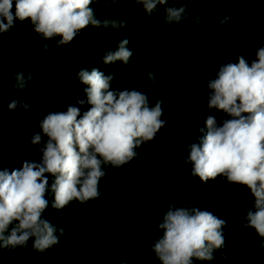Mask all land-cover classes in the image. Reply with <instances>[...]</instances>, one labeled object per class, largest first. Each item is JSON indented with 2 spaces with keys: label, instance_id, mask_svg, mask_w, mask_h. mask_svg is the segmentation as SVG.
<instances>
[{
  "label": "clouds",
  "instance_id": "obj_1",
  "mask_svg": "<svg viewBox=\"0 0 264 264\" xmlns=\"http://www.w3.org/2000/svg\"><path fill=\"white\" fill-rule=\"evenodd\" d=\"M99 0H0V34L10 32L16 23H29V34H35L45 52L70 44L84 30L111 29L106 39L115 42L105 48L103 65L134 63L127 38L117 41L125 19L98 17ZM119 0H103L114 7ZM152 17L160 13L172 33L175 25L187 21L189 39L197 33L195 26L211 27V20L198 15L197 6L189 7L186 0L169 4V0H132ZM224 15L217 19L221 27L231 21ZM188 41H184L186 44ZM178 53L195 55L198 49L181 46ZM214 51V50H213ZM247 52L248 49L246 48ZM169 73L163 69L137 75L138 83L151 85L163 82ZM8 111L26 113L31 104L14 97L23 94L33 79L32 72L19 71L11 78ZM114 72L105 73L93 66L81 68L73 80L83 85L84 98L73 93L76 106L46 114L27 141L40 154L39 162L24 161L19 169L0 168V249L7 252L31 248L34 259L61 243L68 234L45 218L51 207L61 210L73 201L84 204L102 194L101 180L106 168H121L134 159L142 158L147 145L160 134L168 109L163 98L151 103L148 95L138 88H115ZM196 82L182 81L181 95L195 97ZM208 93L203 102L191 103L190 110H216L225 119L215 116L203 119L196 142L184 146V163L192 179L204 184L216 181L220 186L233 184L243 187L253 197L251 207L241 216L240 224L252 229L260 238L253 248L264 249V44L254 49V58L243 55L236 63L221 65L207 83ZM88 106L87 111H81ZM2 130V126H0ZM228 221L208 210H201L187 200L168 203L162 220L156 225L155 238L150 245L157 264H213L219 253L227 260L225 228ZM116 264H129L121 252H116ZM249 253L245 259L251 260Z\"/></svg>",
  "mask_w": 264,
  "mask_h": 264
},
{
  "label": "trees",
  "instance_id": "obj_2",
  "mask_svg": "<svg viewBox=\"0 0 264 264\" xmlns=\"http://www.w3.org/2000/svg\"><path fill=\"white\" fill-rule=\"evenodd\" d=\"M182 0H169L179 4ZM189 7L197 6V13L211 20V27L195 26L197 33L189 39V22L175 25L179 31L172 33L164 24L160 13L148 17L141 6L133 7L132 0H119L108 7L99 0L95 7L101 9L98 17L125 19L117 41L130 40L132 60L127 66L121 62L103 65L102 53L115 42L106 39L111 29L84 30L70 44L45 53L38 37L29 34V23L17 22L13 29L0 34V168L19 169L23 162H39L40 154L27 141L34 131H39V121L48 113L64 111L76 106L73 93L84 98L83 85L73 80L81 68L97 67L114 72L115 88H138L146 93L151 103L163 98L168 113L162 117L166 125L160 134L147 145L142 158L134 159L121 168H106L101 180L102 194L84 204L73 201L69 206L55 210L49 207L45 218L63 227L68 234L58 246L34 259L37 253L31 248H17L7 252L0 249V264H116V252H121L129 264H157L150 245L155 238L156 225L162 220L168 203L185 200L193 206L208 210L228 221L225 228L227 260L219 253L213 264H264V249L253 248L260 238L252 229L240 224L241 216L251 207L253 197L243 187L216 181L202 184L192 179L188 165L182 159L184 146L196 142L203 119L215 116L225 119L216 110H190L188 105L206 100L208 81L221 65L236 63L243 55L254 58V49L264 44V0H186ZM229 15L228 24L221 27L217 19ZM188 41L186 44L184 41ZM181 46L198 49L195 55L181 53ZM248 49L246 52L245 49ZM214 50V51H213ZM163 69L169 77L151 85L138 83L137 75ZM19 71L32 72L33 79L27 90L14 97L30 102L26 113L8 111L11 78ZM192 79L195 97L181 95L182 81ZM85 106L81 111H87ZM251 253V260L245 257ZM201 264V262H197ZM206 264V262H205Z\"/></svg>",
  "mask_w": 264,
  "mask_h": 264
}]
</instances>
